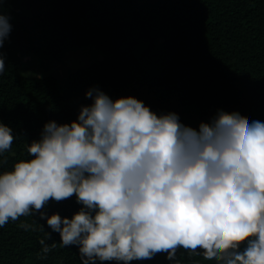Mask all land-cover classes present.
<instances>
[{
  "label": "clouds",
  "instance_id": "1",
  "mask_svg": "<svg viewBox=\"0 0 264 264\" xmlns=\"http://www.w3.org/2000/svg\"><path fill=\"white\" fill-rule=\"evenodd\" d=\"M0 12V48L12 25ZM0 53V74L5 71ZM71 122H45L31 159L0 172V227L29 214L46 220L81 264L151 259L177 249L220 264H264V121L219 111L198 128L157 114L135 96L85 92ZM14 140L0 122V154ZM75 195L69 218L42 211ZM27 230L30 225L21 223ZM41 238L42 258L55 247Z\"/></svg>",
  "mask_w": 264,
  "mask_h": 264
},
{
  "label": "trees",
  "instance_id": "2",
  "mask_svg": "<svg viewBox=\"0 0 264 264\" xmlns=\"http://www.w3.org/2000/svg\"><path fill=\"white\" fill-rule=\"evenodd\" d=\"M10 18L0 48V122L14 140L0 154V172L31 159L28 146L45 122H71L86 90L97 86L110 97L135 96L157 114L175 111L198 128L219 111L245 122L264 121V0H0ZM94 46L101 59L84 68L68 67L56 76H35L47 62ZM82 205L75 195L50 200L42 211L62 217ZM30 227L25 230L21 223ZM53 247L42 258L41 238ZM189 255L179 264H220ZM0 264H81L75 245L63 246L38 213L0 227ZM102 264H116L105 261ZM123 264V262H120ZM129 264H170L166 253Z\"/></svg>",
  "mask_w": 264,
  "mask_h": 264
},
{
  "label": "rangeland",
  "instance_id": "3",
  "mask_svg": "<svg viewBox=\"0 0 264 264\" xmlns=\"http://www.w3.org/2000/svg\"><path fill=\"white\" fill-rule=\"evenodd\" d=\"M66 57V64L64 66L55 62H47L32 74L35 76H56L68 67H70V69L84 68L101 59V55L94 46H87L78 51H71Z\"/></svg>",
  "mask_w": 264,
  "mask_h": 264
}]
</instances>
